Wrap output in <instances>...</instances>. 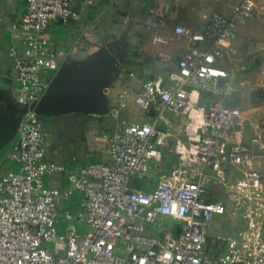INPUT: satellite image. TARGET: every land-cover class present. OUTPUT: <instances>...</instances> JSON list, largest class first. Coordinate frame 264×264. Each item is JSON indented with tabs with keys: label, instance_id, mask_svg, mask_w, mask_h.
<instances>
[{
	"label": "built area",
	"instance_id": "obj_1",
	"mask_svg": "<svg viewBox=\"0 0 264 264\" xmlns=\"http://www.w3.org/2000/svg\"><path fill=\"white\" fill-rule=\"evenodd\" d=\"M78 1L83 0H26V12L13 26L23 34V49L12 45L8 53L21 107L42 99L67 59V51L54 47L46 34L54 22L78 19ZM256 10V0H243L230 17L213 14L202 31L176 27L189 46L179 58L177 77L170 83L148 81L138 93L140 109L156 108L153 122L124 119L126 97L119 95L108 113L111 129L101 137L106 161L71 171L48 161L50 134L29 110L3 160L0 264H206L208 228L219 216L241 218L246 227L236 237H218L228 252L216 264H264V125L242 141L249 123L242 110L206 100L190 148H172L163 128L166 112L195 110L194 93H225L221 83L233 74L223 67L228 49L238 38V25ZM167 152L180 157L171 169ZM58 173H67L68 186L47 185ZM164 220L179 226L174 232L170 224L161 238Z\"/></svg>",
	"mask_w": 264,
	"mask_h": 264
},
{
	"label": "crops",
	"instance_id": "obj_2",
	"mask_svg": "<svg viewBox=\"0 0 264 264\" xmlns=\"http://www.w3.org/2000/svg\"><path fill=\"white\" fill-rule=\"evenodd\" d=\"M242 1L83 0L75 3L78 19L68 25L54 22L46 37L54 47L68 53V57L60 69L64 66L75 67L88 59L95 58L102 48L107 51L112 50L113 54L117 52L120 67L108 88L109 109L115 106L119 95L123 94L126 97L123 109L124 119L129 122H153L157 111L152 115H147L146 112L151 113L153 107L149 111H143L136 104V97L148 81L170 83L177 77L179 58L189 46L186 39L176 34V27L183 26L202 31L213 14L220 13L230 17L234 7ZM256 6L253 22L257 17L261 20V14L264 15V10H258L264 8V0H256ZM26 9V0H0V80H7L13 84V95L18 88V82L14 61L9 58L8 53L12 45L23 49V34L14 30L13 26L20 22ZM247 22L238 25V38L231 43L230 50L228 49L227 60L224 61L223 67L233 74L232 78L221 83L225 93L220 95L222 98L219 100L238 108L240 106L233 104L234 100L230 99L228 95L232 81L237 74L248 73L252 65L241 60L234 67L230 61L236 53L242 50L241 46L247 34ZM251 61L256 66V62L253 59ZM242 66H248V69L241 70ZM263 70L261 71L263 72ZM15 84H17V88ZM260 84V90L264 91V82ZM226 85L228 87L224 88ZM197 98L199 99V104L196 106L198 110L195 109L190 115L191 126L187 134L190 137L194 136V139L195 135L198 136L196 132L202 125V111L200 110L202 107L200 105L204 107L208 97H204L206 99L204 101L203 94L194 93L193 99ZM246 117L249 119V123L243 131L242 141H247L259 133L260 126L264 125V107L256 108L254 115H246ZM56 118L60 119L56 131L60 139H57L56 143L48 142L46 157L48 161L63 164L67 171H71L77 166H84L90 162L107 160L106 154L103 153L101 138L97 136V131L87 115L72 114ZM96 119L100 120L98 117ZM166 119L165 117L163 128L165 123L167 124ZM100 122L105 131L111 129L113 122L110 117L105 123L103 120ZM194 122H196V128L195 131H192ZM78 147L84 148V150L81 149L77 152ZM184 147L188 148L185 145H179V150L183 152ZM6 170L7 167L1 170L0 177ZM66 177L67 173H58L47 179V185L66 187L68 186ZM145 186L150 188L149 184ZM209 245L211 244L209 243ZM209 253L210 251L207 252L208 257Z\"/></svg>",
	"mask_w": 264,
	"mask_h": 264
},
{
	"label": "rangeland",
	"instance_id": "obj_3",
	"mask_svg": "<svg viewBox=\"0 0 264 264\" xmlns=\"http://www.w3.org/2000/svg\"><path fill=\"white\" fill-rule=\"evenodd\" d=\"M260 9L261 11L264 10L263 7L259 8L258 10ZM247 23H248L246 24L247 34H246V39L244 40L241 46L242 50H240L239 53H236V55L232 57V61H230V63H232V65L236 67V64H239L240 61L243 60L247 63H250L252 65V68L246 74L236 75V77L232 81L230 94L228 95L230 99L234 100L233 104L240 106L244 114H246L247 116H252L255 114L256 108L258 109L264 107V91L260 90V85H261L260 83L264 82V70H263L264 69V15L261 14V20L257 17V19L254 22L253 19H250ZM252 59L256 62V66L254 65V62L251 61ZM261 70H263V72ZM16 79H17V71H16ZM15 87L17 88V84H15ZM227 87L228 86L226 85L224 88ZM202 94H203V99L204 97H208L206 98L207 101H219L222 98L221 96H214L206 93H202ZM206 99H204V101ZM200 106L204 108L203 105ZM195 109L198 110V107H195ZM155 111L156 108L153 107L151 113L146 112V114L152 115L153 112ZM190 115L191 113L177 114V113L166 112L164 114V119L165 117L167 118L166 119L167 124L165 123L164 130L167 133L170 144L173 148H176L178 145L181 146L185 145L188 148L191 147L192 145L191 137L193 138L194 136L191 137L187 136L188 130L191 126V121L189 119ZM87 117L88 119H91V121L90 120L89 121L91 122L92 126L95 127V130L97 131L96 133L97 136L101 138L105 130L101 126L100 120H103V122L105 123L108 119V115L102 117H98V116H94V117L87 116ZM96 117H98L100 120L98 121ZM39 118L43 124L44 130H46L50 134L48 142L56 143L57 139L58 140L60 139L56 132L57 127L59 126L60 119L58 120V118L56 117H39ZM92 121L94 122L92 123ZM195 125L196 122L192 124V131H195L196 128ZM81 149L84 150V148L78 147L76 151L79 152ZM179 161H180L179 156L177 157L175 154L167 153L165 164L168 169H171L172 166L174 164H177ZM222 191H223L222 194H224V190ZM160 224H161L160 225L161 233L159 237L161 238L169 233L170 224H173L174 232H176V229L179 226L176 222H173L172 220H164ZM245 227H246V222L241 218H238L233 221L228 216L216 217L208 228V236L210 238L209 243L211 244L210 245L211 252L209 253V257H208L209 262L206 264H216V261L220 260L228 252V245L224 244L223 242H217L218 237H227V236L236 237L241 230L245 229ZM80 228L84 229V231L90 230L89 227L80 226Z\"/></svg>",
	"mask_w": 264,
	"mask_h": 264
},
{
	"label": "water",
	"instance_id": "obj_4",
	"mask_svg": "<svg viewBox=\"0 0 264 264\" xmlns=\"http://www.w3.org/2000/svg\"><path fill=\"white\" fill-rule=\"evenodd\" d=\"M119 67L117 52L102 48L97 57L60 69L42 99L30 108L16 103L11 82L0 80V94L8 97L6 103L0 100V149L14 139L29 110L39 117L108 115V88Z\"/></svg>",
	"mask_w": 264,
	"mask_h": 264
},
{
	"label": "trees",
	"instance_id": "obj_5",
	"mask_svg": "<svg viewBox=\"0 0 264 264\" xmlns=\"http://www.w3.org/2000/svg\"><path fill=\"white\" fill-rule=\"evenodd\" d=\"M90 116V115H87ZM92 117V116H90ZM9 144L6 145L4 148L0 149V172L4 168L3 160L6 156L7 150H8Z\"/></svg>",
	"mask_w": 264,
	"mask_h": 264
},
{
	"label": "flooded vegetation",
	"instance_id": "obj_6",
	"mask_svg": "<svg viewBox=\"0 0 264 264\" xmlns=\"http://www.w3.org/2000/svg\"><path fill=\"white\" fill-rule=\"evenodd\" d=\"M0 100L1 102L6 103L8 101V97H6V95L0 94ZM0 107H1V104H0Z\"/></svg>",
	"mask_w": 264,
	"mask_h": 264
}]
</instances>
